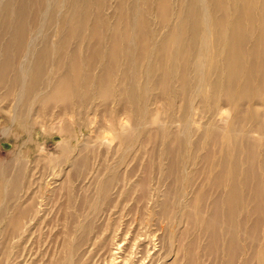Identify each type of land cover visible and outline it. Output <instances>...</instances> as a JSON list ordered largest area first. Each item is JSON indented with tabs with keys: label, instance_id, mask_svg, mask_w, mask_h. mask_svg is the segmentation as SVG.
Returning <instances> with one entry per match:
<instances>
[{
	"label": "bare ground",
	"instance_id": "obj_1",
	"mask_svg": "<svg viewBox=\"0 0 264 264\" xmlns=\"http://www.w3.org/2000/svg\"><path fill=\"white\" fill-rule=\"evenodd\" d=\"M49 1L0 2V132L21 146L0 160V264H178L185 235L195 264V231L206 264H264V115L253 108L264 104V0H180L173 14L157 0L159 22L174 23L151 47L139 0H117L111 25L106 0H63L61 14ZM70 39L87 46L67 50ZM177 97L189 116L155 117ZM193 102L232 109V130L210 118L192 139Z\"/></svg>",
	"mask_w": 264,
	"mask_h": 264
},
{
	"label": "rangeland",
	"instance_id": "obj_2",
	"mask_svg": "<svg viewBox=\"0 0 264 264\" xmlns=\"http://www.w3.org/2000/svg\"><path fill=\"white\" fill-rule=\"evenodd\" d=\"M117 0H106L107 5L110 6V8L105 12L107 13L108 16H106V19L109 23V25H111L112 23H114L116 20L114 17H112V12H113V7L114 4ZM148 0H139L137 2V4L135 5V8L138 10H143L144 11V15H145V19L147 21V31L149 32V41L148 44L151 47L154 43L158 42L166 33L167 28L171 27L172 24L174 23V18L171 19L170 21H167L165 23H160L156 13H155V4L157 3V0H149V3H147ZM1 2V0H0ZM179 2L180 0H171V5H172V14L174 13V11L177 9V7L179 6ZM53 3V1L51 2V0L49 1V4ZM64 5L63 0L60 1H56L55 3L52 4V9L54 11V13L61 14L62 13V6ZM204 4L205 7H208V9H211V5H210V0H204ZM124 7L126 9H128V2L127 0H125L124 2ZM61 10V11H60ZM214 16H220V13H218L217 11L214 12L213 14ZM55 26H57L56 24L53 25L51 24L50 26V32L53 33V31L55 30ZM38 34L34 33L32 34V38L30 40L31 43H33V45L37 48L40 44L41 41V29L38 28ZM8 34H6L5 36H3L0 39V44H5L8 40ZM54 37V36H53ZM51 38V43H49V48H51V50H54L56 48V44H57V39ZM253 37L250 36L248 37V43L247 46L245 47V50H249L251 47V43H252ZM101 42L102 45H105L108 43L105 41V39L101 38ZM123 42H127L128 44L132 43V38L130 40H124ZM52 44V45H51ZM87 46V41H81V40H77V39H70V41L67 43V50H83V47ZM79 47H81L82 49H80ZM152 96H155V94H153ZM181 102V97H177L175 98V100L173 102H170L168 98H164V101L161 105V109L158 112H154V114L157 116L155 117H162L163 116H168L170 118L173 117H177V118H185L187 116H189L188 111H179L176 113L178 106ZM157 106V104H154L152 106L149 107L152 109H155ZM193 110L190 113V118L191 121L189 123V126L192 129L197 128V132H196V136L193 137L192 139L194 140H198L199 139V143L201 142L202 139V134L204 133L205 130L209 129L208 125H206L208 119L212 118L214 122H216L219 126H224V131H222L221 135L225 134L226 131H231L232 128L229 126L232 123V119L234 117V113L232 111V109L227 110V108L222 109V111L220 112V114L218 115H214L212 113H207V112H203L201 109L196 107V104L193 102ZM218 108H223L221 103H219V107ZM254 109L258 110L262 115H264V104L263 103H259L256 104L254 107ZM148 110V108H147ZM194 120H198L199 124H194L193 121ZM167 130H171V131H176L181 135V128H180V124L179 123H175L173 125H170V122L168 121V119L164 122ZM260 125L263 127L264 130V119L263 121L260 123ZM2 126L6 127L9 126V124L6 121H3V118H0V128H3ZM16 124H12L11 125V131L16 129ZM243 129L242 127H238V132L242 133ZM16 134L15 138H17V136H19V133H15V131H13L12 134L10 135H14ZM85 137L90 136V132H84ZM21 135V134H20ZM23 135V134H22ZM110 136V135H108ZM11 138V136L9 137ZM19 139V138H17ZM193 140V141H194ZM17 141V140H16ZM208 139L204 140L203 146L205 147H209L212 146L210 145V143L207 145ZM42 144L44 143L41 142ZM45 143L48 145L46 147L48 156L50 155L51 157H58V153H57V148L56 145L58 143V140H54L51 141L50 139H46ZM21 147V146H20ZM19 141L15 142V140H6L0 132V160L1 161H5L7 160L10 161L13 157L14 154H18L19 153ZM26 148V147H25ZM23 149L21 150V153L26 154V158H29L30 160L33 159V157L36 156L35 150H34V146L29 145L27 146V149ZM21 149V148H20ZM29 153V154H28ZM257 159L259 160L260 164L258 166V171L259 174L262 176V180H263V185H264V172L262 170V168L264 167V152H263V148L259 147L257 149ZM14 169L11 171L13 172ZM174 198H170V201H172ZM247 206H250L251 203H247ZM180 227L181 228H185V218L183 217V222H180ZM264 227V225H263ZM194 237L197 239V249H195V253H196V260H195V264H206V260L205 258H203L200 254V247L206 242L205 238L203 236H201L198 232H194ZM191 236H187L185 235V237L183 238L182 241H180V254H179V262L178 264H187L188 261V249H187V244L189 243V241L191 240ZM157 250V248H156ZM155 253V252H153ZM152 255V254H151ZM170 254L168 257H165L162 261V264H173V259L171 258ZM116 264H119V261H117Z\"/></svg>",
	"mask_w": 264,
	"mask_h": 264
}]
</instances>
